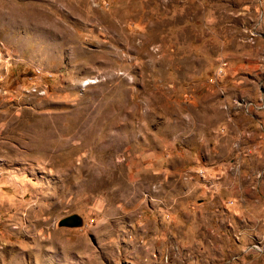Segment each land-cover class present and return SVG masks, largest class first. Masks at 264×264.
<instances>
[{
	"label": "rangeland",
	"instance_id": "rangeland-1",
	"mask_svg": "<svg viewBox=\"0 0 264 264\" xmlns=\"http://www.w3.org/2000/svg\"><path fill=\"white\" fill-rule=\"evenodd\" d=\"M0 264H264V0H0Z\"/></svg>",
	"mask_w": 264,
	"mask_h": 264
}]
</instances>
